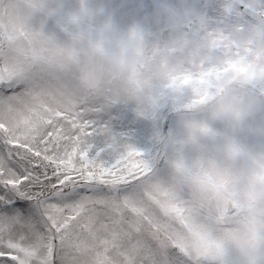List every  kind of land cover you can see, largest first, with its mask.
Masks as SVG:
<instances>
[{"label":"rangeland","instance_id":"rangeland-1","mask_svg":"<svg viewBox=\"0 0 264 264\" xmlns=\"http://www.w3.org/2000/svg\"><path fill=\"white\" fill-rule=\"evenodd\" d=\"M241 1L264 15V0ZM50 6L69 21L70 35L56 30L50 38L39 29L56 28ZM3 36L10 46L0 66L26 84L11 101L16 112L86 130L100 123L106 131L98 143L115 137L153 155L150 184L182 195L205 221L189 242V264H264V195L246 179L251 155L232 151L235 142L255 140H224L216 114L225 96H261L252 81L264 74V20L246 17L233 0H0V44ZM118 44H132L145 64L160 58L169 70L142 111L111 84L89 86L100 51ZM245 84L249 95L240 93Z\"/></svg>","mask_w":264,"mask_h":264},{"label":"snow or ice","instance_id":"snow-or-ice-1","mask_svg":"<svg viewBox=\"0 0 264 264\" xmlns=\"http://www.w3.org/2000/svg\"><path fill=\"white\" fill-rule=\"evenodd\" d=\"M25 87L0 66V264H189L205 221L150 184L153 155L16 112Z\"/></svg>","mask_w":264,"mask_h":264},{"label":"clouds","instance_id":"clouds-1","mask_svg":"<svg viewBox=\"0 0 264 264\" xmlns=\"http://www.w3.org/2000/svg\"><path fill=\"white\" fill-rule=\"evenodd\" d=\"M108 39L115 42L117 37L108 35ZM168 71L160 58L145 64L137 50L124 44L105 49L96 63L95 79L89 82V86L99 88L111 84L128 93L126 101L139 112L147 106L149 97L165 84ZM261 91L264 92V78ZM216 114L222 123L220 135L224 140L241 134L245 140L254 138L251 145L235 142L232 151L237 156L242 153L251 155L246 179L254 191L264 195V95H249L238 101L225 96L219 102Z\"/></svg>","mask_w":264,"mask_h":264},{"label":"water","instance_id":"water-1","mask_svg":"<svg viewBox=\"0 0 264 264\" xmlns=\"http://www.w3.org/2000/svg\"><path fill=\"white\" fill-rule=\"evenodd\" d=\"M243 11L249 15L250 17H252L253 19H256V20H261L262 19V16H259L257 14H255L254 12H252L251 10L247 9V8H244L242 7Z\"/></svg>","mask_w":264,"mask_h":264}]
</instances>
